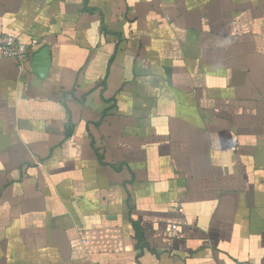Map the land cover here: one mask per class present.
Wrapping results in <instances>:
<instances>
[{
    "label": "crops",
    "instance_id": "crops-1",
    "mask_svg": "<svg viewBox=\"0 0 264 264\" xmlns=\"http://www.w3.org/2000/svg\"><path fill=\"white\" fill-rule=\"evenodd\" d=\"M0 35L35 43L0 264H264V0H0Z\"/></svg>",
    "mask_w": 264,
    "mask_h": 264
},
{
    "label": "built area",
    "instance_id": "built-area-1",
    "mask_svg": "<svg viewBox=\"0 0 264 264\" xmlns=\"http://www.w3.org/2000/svg\"><path fill=\"white\" fill-rule=\"evenodd\" d=\"M35 43L24 44L17 42L9 36L0 35V60H11L15 62L19 70H24ZM174 236H177V226L172 227Z\"/></svg>",
    "mask_w": 264,
    "mask_h": 264
}]
</instances>
